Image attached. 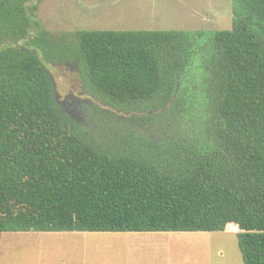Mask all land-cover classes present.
<instances>
[{
	"label": "trees",
	"instance_id": "obj_1",
	"mask_svg": "<svg viewBox=\"0 0 264 264\" xmlns=\"http://www.w3.org/2000/svg\"><path fill=\"white\" fill-rule=\"evenodd\" d=\"M37 8L0 0V243L3 232L234 225L244 264H264V0H232V28L213 32L56 36ZM65 60L102 103L182 119L160 142L142 133L99 147L56 100L46 63Z\"/></svg>",
	"mask_w": 264,
	"mask_h": 264
},
{
	"label": "rangeland",
	"instance_id": "obj_2",
	"mask_svg": "<svg viewBox=\"0 0 264 264\" xmlns=\"http://www.w3.org/2000/svg\"><path fill=\"white\" fill-rule=\"evenodd\" d=\"M36 1L37 19L56 36L78 30L213 32L233 25L232 0ZM46 64L56 100L99 147L116 150L121 137L133 142L132 135L142 133L160 142L182 119L168 108L127 112L108 106L84 90L76 61ZM237 231L231 225L222 232H3L0 264H244Z\"/></svg>",
	"mask_w": 264,
	"mask_h": 264
},
{
	"label": "flooded vegetation",
	"instance_id": "obj_3",
	"mask_svg": "<svg viewBox=\"0 0 264 264\" xmlns=\"http://www.w3.org/2000/svg\"><path fill=\"white\" fill-rule=\"evenodd\" d=\"M83 92H85V91H83ZM65 104H66V102L64 101V102H63V105H65Z\"/></svg>",
	"mask_w": 264,
	"mask_h": 264
},
{
	"label": "crops",
	"instance_id": "obj_4",
	"mask_svg": "<svg viewBox=\"0 0 264 264\" xmlns=\"http://www.w3.org/2000/svg\"><path fill=\"white\" fill-rule=\"evenodd\" d=\"M136 1H138V3H139V0H136ZM134 3H136V2H134ZM121 4H123V3H121Z\"/></svg>",
	"mask_w": 264,
	"mask_h": 264
}]
</instances>
